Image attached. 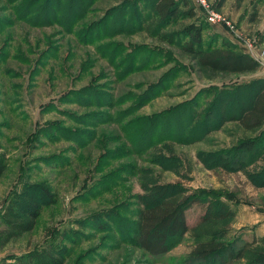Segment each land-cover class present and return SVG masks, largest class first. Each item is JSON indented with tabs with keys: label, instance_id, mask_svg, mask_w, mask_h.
<instances>
[{
	"label": "rangeland",
	"instance_id": "obj_1",
	"mask_svg": "<svg viewBox=\"0 0 264 264\" xmlns=\"http://www.w3.org/2000/svg\"><path fill=\"white\" fill-rule=\"evenodd\" d=\"M43 1L32 0L34 8L26 10L32 13L23 17L18 8L26 0H0V157L8 161L0 178V215L11 192L25 182L50 181L58 200L17 239L4 241L7 227L0 217V264L33 248L61 244L72 248L64 264L83 254L89 264H192L189 234L158 256L130 241L135 195L152 183L180 184L186 198L224 200L235 210L231 233L242 231L249 238L264 212V185L253 184L248 174L264 167V154L232 155L228 169L216 154L257 133L226 122L200 140H183L189 138L185 129L195 100L201 102L198 113L211 101L213 88L263 76L264 53L257 55L260 66L253 73L207 79L188 56L145 31H113L112 26L123 29L127 12H105L123 0H75L84 9L71 32L38 18L35 7ZM206 1L225 19L208 23L192 0L208 34L264 50V0H225L221 7L217 0ZM142 4L148 8L150 2ZM64 9L61 15L72 13ZM199 123L188 127L196 129L191 138L201 134ZM67 129L76 131L80 144L67 140ZM256 179L264 183V172ZM204 210V202H194L185 211L188 225H195Z\"/></svg>",
	"mask_w": 264,
	"mask_h": 264
},
{
	"label": "trees",
	"instance_id": "obj_2",
	"mask_svg": "<svg viewBox=\"0 0 264 264\" xmlns=\"http://www.w3.org/2000/svg\"><path fill=\"white\" fill-rule=\"evenodd\" d=\"M26 1L27 4L18 8L19 16L27 17L32 13L26 10L34 8L36 2ZM51 1L44 0L42 7L36 6V15L45 21L61 23L62 28L71 32L84 8L81 4L75 6L77 2L75 0H57L58 5L51 8ZM90 1L94 3L97 0H88V4ZM144 1L150 2L148 8L143 7ZM224 1L217 0L216 7H221ZM139 6L143 7V11L146 9L142 16ZM63 8L64 11L67 9L72 13L66 12L61 15ZM44 9L46 12L52 11L53 16L43 17L42 14L46 13ZM119 9L121 12H127L123 17L126 23H123V29L110 27L113 31L116 29L120 31L117 33L145 31L151 38L175 47L188 56L196 70L207 79L219 74L253 73L260 66L259 61L244 51L240 45L220 34H208L209 27L197 19L198 8L192 0H123L105 13L111 15ZM133 15L135 18L138 17V20ZM133 21L135 23L139 21V24L135 26L132 24ZM185 21L188 22L181 27L172 28ZM209 96H212L211 101L202 111L196 113L201 104L200 99L195 100L194 106L191 105L185 129V136L189 138L183 141L200 140L224 123L235 122L243 131L257 135L242 137L228 150V153H217L223 163L222 166L228 169L227 160L233 158L232 155L241 158L256 151L258 158L262 156L264 154V76L252 77L228 87L213 88ZM208 118L214 119V124L208 125V122H212ZM193 123L195 128L198 123L203 128L200 129L201 134L195 138L191 137L196 136V129L192 126L188 130ZM75 132L67 129L64 133L70 137L67 140L80 144ZM7 162L5 157H0V178L7 169ZM241 167L240 160L237 169ZM263 172L264 167L256 173L248 174L256 186L264 185L256 179ZM144 190L143 194L135 195L138 205L128 232L134 246L152 256H158L168 252L186 234H189L192 245L188 259L192 264H264V233L260 235L252 230L249 238H246L242 231L231 233L232 229L228 223L235 217V210L224 200L212 196L202 198L199 195L186 198L183 196L185 188L176 183H152ZM57 200V190L47 180L25 182L20 190L12 191L0 215L1 221L7 227L4 241L17 239L33 230L44 208L55 204ZM196 201L204 202L205 210L199 221L189 226L185 211ZM127 226L129 227L128 224ZM71 252L72 248L65 244L54 249L33 248L16 256L14 262L5 264H64ZM89 263L90 261L88 262L86 255L83 254L73 264Z\"/></svg>",
	"mask_w": 264,
	"mask_h": 264
},
{
	"label": "built area",
	"instance_id": "obj_3",
	"mask_svg": "<svg viewBox=\"0 0 264 264\" xmlns=\"http://www.w3.org/2000/svg\"><path fill=\"white\" fill-rule=\"evenodd\" d=\"M195 2L198 4V6H200L202 8L203 13L201 12L200 9H198V11H200L205 16V20L208 23L213 24L215 22L225 20L223 18L222 14L219 13L215 8H213L206 0H195ZM200 7H198V8H200ZM244 49L247 50V53H249L255 59H257V55H261L262 53H264V50H259L256 52V50L253 47L251 42H245ZM259 63H260V61H259Z\"/></svg>",
	"mask_w": 264,
	"mask_h": 264
},
{
	"label": "crops",
	"instance_id": "obj_4",
	"mask_svg": "<svg viewBox=\"0 0 264 264\" xmlns=\"http://www.w3.org/2000/svg\"><path fill=\"white\" fill-rule=\"evenodd\" d=\"M234 43L238 44L237 41H233ZM240 45V43L238 44ZM242 47V45H240ZM244 51L247 52V50H245L243 48ZM257 71V70H256ZM264 76V74H262ZM258 225L254 227L253 231H255L257 234H263L264 233V212L261 213L260 215V220H257Z\"/></svg>",
	"mask_w": 264,
	"mask_h": 264
}]
</instances>
